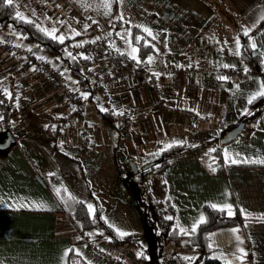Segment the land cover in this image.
Returning a JSON list of instances; mask_svg holds the SVG:
<instances>
[{
	"label": "crops",
	"instance_id": "obj_1",
	"mask_svg": "<svg viewBox=\"0 0 264 264\" xmlns=\"http://www.w3.org/2000/svg\"><path fill=\"white\" fill-rule=\"evenodd\" d=\"M17 1L30 17L39 19L49 31L57 29L55 35H63L65 40H85L93 35L86 30L84 21L78 19L79 8L103 20L104 23L97 22L112 34L113 45L123 52H131L135 47L131 36L133 28L144 33L149 41L164 36L166 61H174L179 67L189 65L195 75L154 71L149 77H132L114 83L109 89L114 110L104 105L98 93L90 97L86 91L84 116L73 117L56 139L53 127L63 117L71 116L72 105L61 97L40 69H24L20 54L0 51V82L15 89L16 107L20 112L10 128L15 143L5 151L0 150V264H96L84 250L64 210L62 192L79 200L82 197L62 184L63 172L57 158V154L63 155L59 151L61 144L57 142L65 145L73 142L79 148L85 125L90 130L87 140L95 145L113 146L117 140L126 142L128 158H136V164L144 166V170L155 164L169 145H188V149L172 159L163 174L151 175L148 182L151 194L172 206L173 211H169L168 216L173 217L179 230H190L201 215L205 217L206 204L231 205L233 216L240 213L243 222L210 233L212 256L230 264H264V219H261L264 217V164H226L224 158L227 151L232 158L241 161L264 159V114L255 124H244L233 140L222 142L223 134L243 122L242 116L246 113L242 107L229 118V89L232 92L243 89L250 98L264 83L251 81L254 73H250L249 65L235 54L237 45L229 49L224 40L227 34H234L240 43L239 34L246 29L243 25L251 31L264 16V0ZM106 2L111 5L110 14H106L109 11ZM46 7L53 8L47 10ZM58 17L62 26H58ZM144 28H148L152 36L145 33ZM75 32L80 35L76 36ZM254 35L260 38L258 52L264 67V29ZM0 40L31 46L40 56L63 67L57 59L11 31L0 30ZM156 56H159L158 51L150 56L151 63H157ZM89 61L93 67L104 70L100 57ZM224 65L243 71L237 79L247 77L233 84L226 73L229 67ZM67 72L68 78L76 83ZM100 102L101 109L111 113L113 124L101 116ZM159 103L165 106L163 110ZM128 109H132L135 122L131 138L123 137L120 124L114 120V116ZM30 124L40 125V138L46 133L54 140L51 150L42 145L35 130L26 128ZM213 149L221 151L223 174L216 171L217 156ZM114 167L108 164V175L100 179L109 181V190L115 195L113 207L119 209L132 204L133 193ZM58 188L60 196L56 194ZM39 205L44 208L34 207ZM241 209L247 213V219ZM233 229L239 231L234 234ZM92 231L107 250L121 255L128 263L147 264L137 256L142 252L140 248L112 245L97 229ZM239 249L247 255L242 257Z\"/></svg>",
	"mask_w": 264,
	"mask_h": 264
},
{
	"label": "trees",
	"instance_id": "obj_2",
	"mask_svg": "<svg viewBox=\"0 0 264 264\" xmlns=\"http://www.w3.org/2000/svg\"><path fill=\"white\" fill-rule=\"evenodd\" d=\"M17 11L21 12L24 17L32 21V23H25L20 19H17L15 16ZM40 28H44L40 20L35 17H30L17 0H14V5L12 7L0 6L1 31H11L17 34L20 39L38 46L41 51L57 59L64 69L69 71L79 86L87 85L89 79L83 73V65H90V61L88 59L79 60L66 48V43L71 39H67L63 44H61L58 40H53L50 36H47L41 32L39 30ZM263 29L264 20L261 19L258 25L249 31L248 36H245L243 32H240L239 36L241 46L239 56L243 58L245 63L249 65L250 71L252 73L260 74L264 81V67L261 55H254L255 52H253L249 42L250 34H255ZM131 36L134 42L133 45L138 49L137 56L141 61L140 63H148V57L157 52L156 48L152 45L153 41H149L148 37L136 28H133ZM137 37H141L139 43L136 41ZM69 53H71V55H69ZM114 60L117 65L124 63V60L121 56H115ZM86 91L89 92L90 97L96 96L97 92L94 88L88 87ZM231 93L232 90L229 89V94ZM98 110L100 111V114L103 118H107L108 122L113 124V118L109 111H102L101 108H98ZM246 113L248 114L244 113L242 116V121L244 124H255L257 120L264 114V97H258L253 101L252 104L248 103V111ZM226 133L227 132H225L223 135ZM55 147L59 148L56 144ZM188 148V145L176 144L164 149L158 156L157 162L144 170L143 181L148 183L151 175L163 174L170 166L172 159ZM215 155L217 156L215 163L216 171L220 174H223L225 173V170L223 159L221 157V151L216 149ZM127 186L132 192V189L128 183ZM69 196L71 195L62 192L61 199L64 202L65 212L77 230L89 231L97 229L100 235L105 237L112 245H133L138 247L143 253L141 258L147 264H230L212 256L214 249L212 246L209 247L210 233L216 229L236 226L243 222V218L240 213L229 217L226 213H222L211 208V204H206L204 205L206 223L201 224L195 233L184 235L174 224V219H166V217H168V212L173 211V208L169 203H166L167 205L165 206L163 202H159L158 215L155 219L151 220L149 219L147 212L144 210V202L140 200L139 203L144 211V217L150 225L151 232L149 236L159 240L156 250L150 253V256H148L147 252L141 248V241L143 238L141 235L138 233H128L127 236L121 239L117 236L116 229L113 226H110V224L104 219L100 208L95 210V217L93 218L89 215L88 207L82 200H79L73 196H71L73 199L69 200ZM185 238H188L190 242L195 245L197 252L196 254L185 255L180 251ZM164 244H171L174 246V251L170 257L166 256L164 253Z\"/></svg>",
	"mask_w": 264,
	"mask_h": 264
},
{
	"label": "built area",
	"instance_id": "obj_3",
	"mask_svg": "<svg viewBox=\"0 0 264 264\" xmlns=\"http://www.w3.org/2000/svg\"><path fill=\"white\" fill-rule=\"evenodd\" d=\"M78 15L80 20L84 21L85 26H87L86 30L92 31L93 35L85 40L68 41L66 43V48L79 60H89L100 57L104 61V70H98V68L93 67L91 62L90 65H83V73L89 79L88 84L84 86H79L69 79L66 74L67 71L64 70L63 67L40 56L31 46H18L13 40H0V51L20 54L21 65L24 69H40L52 83L54 88L61 94V97L72 105L71 116L63 117L60 121L56 122L53 127L52 132L56 138L62 134L73 117L81 118L84 116L86 102L84 96L86 95V89L88 87H92L96 90L103 99L104 105L109 110H114L112 97L109 93V89L114 83L132 77H149L154 71L170 72L178 74L179 76H184L187 73L191 76L195 75V70L189 65L179 67L174 61H166L164 36L152 42L153 47H155L159 53V56H156V58H158L157 63H137V61L132 59L129 55L130 52H123L119 47L113 45L112 34L104 31L98 22L86 18L81 12H78ZM115 56H121L124 63L117 65L114 60ZM226 73L233 83L238 77L244 74L242 70L235 66L227 68ZM15 96V89H10L0 82L1 131H9L18 115H20L16 107ZM159 104V108L163 110L165 106L161 103ZM169 109L174 111L173 108ZM114 120L120 124L123 137L131 138L134 135L135 122L132 109H128L122 112V114L120 113L114 116ZM83 133L85 135L90 134V130L86 125ZM89 145V142H84L85 148H88ZM75 232L82 242L84 250L96 264H130L121 255L114 254L107 250V248L98 241V236L94 234L92 230L76 229Z\"/></svg>",
	"mask_w": 264,
	"mask_h": 264
},
{
	"label": "rangeland",
	"instance_id": "obj_4",
	"mask_svg": "<svg viewBox=\"0 0 264 264\" xmlns=\"http://www.w3.org/2000/svg\"><path fill=\"white\" fill-rule=\"evenodd\" d=\"M53 6L54 8L57 7V5ZM52 8L53 7H46L47 10ZM79 10V12H81L86 18L91 19L94 22L98 21L101 23L103 21L97 19L96 14H93L92 12L86 13L81 8H79ZM64 11L65 10L63 8L61 12L62 16L65 13ZM78 19L80 18L78 17ZM76 21L77 19L75 18L74 22L76 23ZM61 22L60 18L58 17V26H62ZM102 23H104V21ZM243 28H247V26L244 24ZM224 41L226 42L225 46H228V48L232 50L237 45V38L234 37V34H227ZM249 42L250 46L252 43H255L257 46V51H259L258 46L260 45V38L258 36L250 34ZM246 77L247 76H244L236 80L240 81ZM250 79L251 81H263L262 76L258 73L252 74ZM230 96V119L234 113H236L238 110H242V107L243 109H246V112L248 111L249 97L243 89L232 92ZM99 106L102 108L101 102L99 103ZM39 126L37 124H30L27 125L26 128L35 130V136L38 139H41V143H43L42 145L46 149L51 150L54 140H51L46 133H44L43 137L41 136L40 138L41 133L38 129ZM14 128L15 127H13V129ZM19 131L21 132V130ZM5 132L0 131V136L2 138H5L8 131ZM9 132L12 133L11 130H9ZM89 136L90 134L85 135L83 133L84 138L79 141V148L76 147L73 142L67 145L64 143L62 144V142L59 141L57 142L61 144V150L59 151L65 156L66 154L68 155L67 158L63 155L57 154L58 166L63 172L60 176L62 184H66L67 186L71 187L77 195L82 197V201L87 206L91 204L95 210L100 208L104 219L110 225L112 224L111 226H113L116 230L118 229L127 233H138L141 235L143 237L141 241V248L147 252L148 256H150V253L156 250L159 240L149 236L151 232L150 225L144 217V211L141 208L139 201L142 200L144 202V210L147 212L148 217L151 220L157 217L159 209L158 203L161 201L151 194L149 184L143 181L144 166L140 164L137 165L136 161L134 160L136 158H128L129 150L125 149L124 147L127 144L126 142L124 143L120 140H117L113 146H101L95 145L92 141L89 142L87 140ZM85 141L89 142L90 144L88 148L84 147ZM115 159H117V164L115 163ZM108 164H113V166H116V168L114 167L116 169V173L121 175L123 181L127 182L132 189L133 198L132 204L130 206L119 209L113 207L112 202L115 200V195L113 194L112 190H109V181L103 182L100 179L108 175ZM166 205L167 204H165V206ZM182 245L183 246L180 248V251L183 254L194 255L197 253L195 245H193L188 238L183 240ZM173 251V245L164 244V253L166 256L170 257Z\"/></svg>",
	"mask_w": 264,
	"mask_h": 264
},
{
	"label": "snow or ice",
	"instance_id": "obj_5",
	"mask_svg": "<svg viewBox=\"0 0 264 264\" xmlns=\"http://www.w3.org/2000/svg\"><path fill=\"white\" fill-rule=\"evenodd\" d=\"M14 5V0H0V6H8V7H12ZM105 7L108 8V12L106 14H110V10H111V5L110 3H105ZM15 16L17 19H20L21 21L25 22V23H32V21L28 20L26 17H24V15L17 11L15 13ZM120 19L123 20L124 17L123 15L121 14L120 16ZM262 20H264V16L261 17ZM87 27V26H86ZM41 32H43L45 35L47 36H50L53 40H58L61 44L64 43L65 41V37L63 35H60V36H56L55 33L57 31V29L53 28L51 31L47 30V29H44V28H40L39 29ZM143 31L145 33H147L149 36H152V33L151 31L148 29V28H144ZM243 34L245 36H248L249 35V29H244L243 30ZM75 35L78 36L80 35L79 32H75ZM156 37L153 36V39H155ZM99 39V38H97ZM141 37H137L136 38V41L137 43H139ZM237 43V51H236V55H239L240 52H239V48H240V43H239V40L237 39L236 41ZM19 46V45H18ZM75 46H82V45H75ZM145 46H148V45H145ZM252 47V50L253 52L257 51V46L255 43H252L251 45ZM30 50V49H29ZM138 52V49L135 48V47H132L131 48V52L129 53V55L131 56L132 59L136 60L137 63H140L141 61L137 58V55L136 53ZM123 54V53H122ZM69 55H71V53H69ZM74 58V57H73ZM87 58V57H85ZM148 63H151L152 62V57H148ZM225 68L229 67V65H224ZM220 79L222 80H226L227 77H220ZM258 97H264V83H262L260 85V89L253 93L250 98L248 99V103L249 104H252L254 100H256ZM10 98V97H9ZM84 99H87V96L85 95L84 96ZM103 111V109H101ZM122 114V113H121ZM245 114H248V113H245ZM2 119V118H0ZM168 147H171V145H169ZM212 151H215V149H213ZM224 158H225V163H231V164H237V163H240V162H243V163H255V164H264V159H257V160H252V161H249V160H238V159H235V158H232L227 151H225L224 153ZM213 171H215V169H213ZM66 191V190H65ZM60 192L61 190L58 188L56 189V194L57 196H60ZM69 200L73 199V197L69 196L68 197ZM24 206V205H22ZM34 207H39L40 209H43L44 208V205H39V206H34ZM88 212H89V215L92 216L93 218L95 217V209L93 208V206L91 204H89L88 206ZM211 208H213L214 210H217L219 212H222V213H226L227 216L229 217H232L234 215V212L232 210V206L231 205H228V204H225L223 206H218L217 204H211L210 205ZM241 213L245 216V219H247V213L245 212V210L241 209ZM166 219L168 220H171L173 219V217L171 216H168L166 217ZM261 219H264V217H261ZM206 223V220H205V217L203 215H201L198 219V221H196L195 223H193V225L190 227V230L189 229H185V228H181L180 229V232L184 235H189L191 233H195L197 231V228L201 225V224H204ZM111 226V225H110ZM233 233H237L239 231V229H233L232 230ZM116 233H117V236L120 237L121 239H123L125 236L128 235L127 232H124V231H120V230H116ZM237 240L239 243H242V241H239V237L237 236ZM209 247H211V245H209ZM239 251L241 252V256H246L247 253L244 252L243 249H239ZM77 255H80V253H77ZM137 256L138 257H141L143 256V253L142 252H138L137 253ZM146 258V257H145ZM187 259H190V258H187Z\"/></svg>",
	"mask_w": 264,
	"mask_h": 264
},
{
	"label": "water",
	"instance_id": "obj_6",
	"mask_svg": "<svg viewBox=\"0 0 264 264\" xmlns=\"http://www.w3.org/2000/svg\"><path fill=\"white\" fill-rule=\"evenodd\" d=\"M259 52L256 51L254 55H258ZM244 122L239 123L235 128H233L231 131L226 133L222 139L223 143L229 142L233 140L237 134L243 129ZM4 141L0 142V150H6L8 149L12 144L15 143V139L13 138L12 134L8 131L5 138H3Z\"/></svg>",
	"mask_w": 264,
	"mask_h": 264
}]
</instances>
